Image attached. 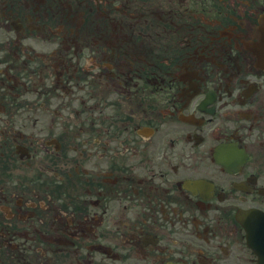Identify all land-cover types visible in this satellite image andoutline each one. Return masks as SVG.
Returning <instances> with one entry per match:
<instances>
[{"label": "flooded vegetation", "instance_id": "obj_1", "mask_svg": "<svg viewBox=\"0 0 264 264\" xmlns=\"http://www.w3.org/2000/svg\"><path fill=\"white\" fill-rule=\"evenodd\" d=\"M261 26L264 0H0V264H258Z\"/></svg>", "mask_w": 264, "mask_h": 264}, {"label": "water", "instance_id": "obj_2", "mask_svg": "<svg viewBox=\"0 0 264 264\" xmlns=\"http://www.w3.org/2000/svg\"><path fill=\"white\" fill-rule=\"evenodd\" d=\"M257 246H258V248H259V243H258V245H257Z\"/></svg>", "mask_w": 264, "mask_h": 264}]
</instances>
